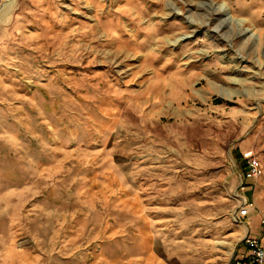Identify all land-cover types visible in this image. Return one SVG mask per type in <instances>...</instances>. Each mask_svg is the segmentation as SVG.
<instances>
[{
    "label": "rangeland",
    "instance_id": "obj_1",
    "mask_svg": "<svg viewBox=\"0 0 264 264\" xmlns=\"http://www.w3.org/2000/svg\"><path fill=\"white\" fill-rule=\"evenodd\" d=\"M8 4L0 264H231L247 152L264 233V0Z\"/></svg>",
    "mask_w": 264,
    "mask_h": 264
},
{
    "label": "built area",
    "instance_id": "obj_2",
    "mask_svg": "<svg viewBox=\"0 0 264 264\" xmlns=\"http://www.w3.org/2000/svg\"><path fill=\"white\" fill-rule=\"evenodd\" d=\"M242 172L239 178V185L236 188L235 207L231 213L233 221L241 223L242 219L248 216L254 210L253 205L244 195L246 184L253 181L260 175L258 158L251 152L242 155ZM243 245L247 248V254L244 259L236 260L234 264H264V243L257 240L243 238Z\"/></svg>",
    "mask_w": 264,
    "mask_h": 264
},
{
    "label": "crops",
    "instance_id": "obj_3",
    "mask_svg": "<svg viewBox=\"0 0 264 264\" xmlns=\"http://www.w3.org/2000/svg\"><path fill=\"white\" fill-rule=\"evenodd\" d=\"M246 192L249 193L251 191V187H250V182H248L246 184ZM250 214V213H249ZM248 214V216H246L244 219H246V224L248 227L246 229V232L244 233L243 237H247L248 239H252V240H257L260 241L261 243H264V233H262V227L259 226L260 224L258 223V220L256 218H254L253 216L251 217ZM248 219V220H247ZM243 246V252L242 255H238L236 257H234L233 261L231 262V264H234V262L236 260H240V259H244L246 257L247 254V248ZM240 254V253H238Z\"/></svg>",
    "mask_w": 264,
    "mask_h": 264
},
{
    "label": "bare ground",
    "instance_id": "obj_4",
    "mask_svg": "<svg viewBox=\"0 0 264 264\" xmlns=\"http://www.w3.org/2000/svg\"><path fill=\"white\" fill-rule=\"evenodd\" d=\"M9 4L8 5H4V6H2V7H0V18L1 17H3V15L7 12V10L9 9ZM211 7V8H210ZM222 7H223V4H220L219 6H217V7H212V6H209V8L211 9V12H213V13H215V14H219V15H222L223 16V18H221V19H219V21H218V24L219 25H217V27H216V29L218 28V27H221V25L222 26H229V24L228 23H230V20L229 19H226L224 16L226 15V10L223 8L222 9ZM228 22V23H227ZM244 22V20H241V21H239V23H238V26L240 25V24H242ZM241 33H245V32H243V31H239V34H241Z\"/></svg>",
    "mask_w": 264,
    "mask_h": 264
},
{
    "label": "trees",
    "instance_id": "obj_5",
    "mask_svg": "<svg viewBox=\"0 0 264 264\" xmlns=\"http://www.w3.org/2000/svg\"><path fill=\"white\" fill-rule=\"evenodd\" d=\"M216 102H218V101H216ZM235 158H236V159H240V157H239V155H238L237 152L235 153Z\"/></svg>",
    "mask_w": 264,
    "mask_h": 264
}]
</instances>
